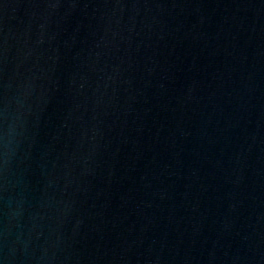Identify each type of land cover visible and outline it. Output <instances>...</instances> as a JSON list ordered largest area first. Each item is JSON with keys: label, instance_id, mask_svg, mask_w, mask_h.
<instances>
[{"label": "water", "instance_id": "water-1", "mask_svg": "<svg viewBox=\"0 0 264 264\" xmlns=\"http://www.w3.org/2000/svg\"><path fill=\"white\" fill-rule=\"evenodd\" d=\"M0 264H264V0H0Z\"/></svg>", "mask_w": 264, "mask_h": 264}]
</instances>
